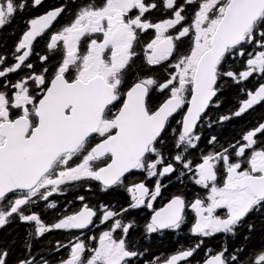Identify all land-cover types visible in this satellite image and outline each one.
<instances>
[{
    "label": "snow or ice",
    "instance_id": "6c2138e0",
    "mask_svg": "<svg viewBox=\"0 0 264 264\" xmlns=\"http://www.w3.org/2000/svg\"><path fill=\"white\" fill-rule=\"evenodd\" d=\"M41 4L0 0V27ZM94 188L124 200L76 194ZM13 222L28 227L0 264H189L217 233L199 264H264V0H58L26 18L0 52V228ZM183 226L200 241L145 247Z\"/></svg>",
    "mask_w": 264,
    "mask_h": 264
},
{
    "label": "flooded vegetation",
    "instance_id": "af4514ba",
    "mask_svg": "<svg viewBox=\"0 0 264 264\" xmlns=\"http://www.w3.org/2000/svg\"><path fill=\"white\" fill-rule=\"evenodd\" d=\"M57 2H58V0H42V4L40 6H38L37 8L26 10L25 13H23V15L21 16V19L19 18V15L21 13H17L15 15V17L11 20L10 23H8L7 25H5L3 27H0V52H3L5 50L10 51L12 49L14 42L17 40L18 36L20 35L22 30L24 29V20L26 18H30L31 16L41 14L43 10L47 9L49 6L55 5ZM63 19H64V17H61L60 21L54 22V25L58 24ZM7 31L13 37L11 39V42H9V44H6L7 38H5V34ZM44 44H45L44 39H41L40 37H38L37 40L34 41V51L43 53ZM31 59L33 61H35L36 56L33 55ZM10 78H14V77H10ZM234 91H235V89L226 90L225 96H226V94H228L227 99L233 98ZM228 106L229 105L225 104L224 109H221V111L227 109ZM259 114H260V109L257 108L256 112L252 113L250 115V117H245V120H249V122H251L252 120L257 118L259 116ZM177 118H179V117H177ZM234 127H236L237 129H239L240 127H243V121H241L240 119H236L233 124H229L226 127H224L222 129L223 135L224 136H231L233 134V128ZM189 187L191 188L192 191L197 190L196 188L192 187L191 185H189ZM179 188H180V185L177 182L173 181L171 187H169L167 189V191L164 193V195H168L169 193H172V192L178 190ZM76 194L86 195V196L91 197L92 203H95L97 200L103 201L104 203H109V202L122 203L124 200V197L119 195L116 192L109 191L107 193H101L99 191H96L95 188H94L93 192H91V193H87V192L81 190ZM60 199L61 200H64V199L72 200L73 199V193L71 191L66 192L63 197H60ZM155 203L158 206L160 203L159 199ZM130 214L133 216H136V215L142 216V215H144V212L140 211L139 213H137L136 210H133ZM49 218H51V217H49ZM13 224H16L15 225L16 227H17V225H19L20 227H23L24 234H25V231H26L28 225L25 223H21V222H13L12 224H9L6 227L0 228V234L5 229L9 230V228H11L10 226ZM62 235H63V233L57 231L55 233L47 234L45 236V239H51L53 237L60 238ZM133 235L135 236L137 234L133 233ZM152 235H153V239H152L151 243L150 244L145 243V247H150L152 252L155 255L170 254L171 252H173L174 250H176L177 248H179L181 246L188 247L190 245H194V244L198 243L201 239V237H199V235L190 234L187 230V226H183L182 230H180L178 232L172 231V230H164L162 232H158V233H155ZM202 239H203V244L196 251L195 255L190 259L189 264H199V262L202 261L203 258L209 252L214 251V250H219V248L222 246L224 240L228 239V238L225 237L224 234H222V233H217V234H213L210 237H205ZM0 241H1V239H0ZM238 242H239V240L237 239L236 243H238ZM163 243H165V246L163 245ZM169 243H171V245L168 246ZM229 245L234 246L233 241L231 239H229ZM178 264H184V262L181 261V262H178Z\"/></svg>",
    "mask_w": 264,
    "mask_h": 264
},
{
    "label": "trees",
    "instance_id": "16d2710c",
    "mask_svg": "<svg viewBox=\"0 0 264 264\" xmlns=\"http://www.w3.org/2000/svg\"><path fill=\"white\" fill-rule=\"evenodd\" d=\"M23 14H20L19 15V18L21 19V16H22ZM18 18V19H19ZM20 21V20H19ZM5 38H7V42H6V44H9V42H11V39L13 38L12 37V35H10L9 33H8V31L6 32V34H5ZM226 98H228V94H226ZM229 100V102H230V100L231 99H228ZM226 105H228V104H226ZM16 224H13V225H11L10 227L11 228H9V230H3L2 231V233L0 234V239H1V243H3V242H5V241H11V240H13V239H16L17 241H19L22 237H23V235H24V229H23V227H20L19 225H17V227L15 226ZM163 245L165 246V243H163ZM167 245V244H166ZM169 245H171V243H169L168 244V246ZM167 246V247H168ZM18 250V249H17Z\"/></svg>",
    "mask_w": 264,
    "mask_h": 264
}]
</instances>
